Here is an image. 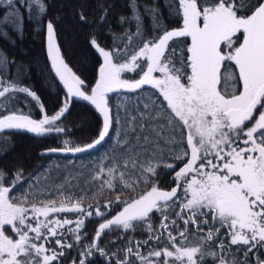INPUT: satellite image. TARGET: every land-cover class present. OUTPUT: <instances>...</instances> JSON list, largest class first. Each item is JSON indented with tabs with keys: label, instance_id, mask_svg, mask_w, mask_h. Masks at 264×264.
<instances>
[{
	"label": "snow or ice",
	"instance_id": "6c2138e0",
	"mask_svg": "<svg viewBox=\"0 0 264 264\" xmlns=\"http://www.w3.org/2000/svg\"><path fill=\"white\" fill-rule=\"evenodd\" d=\"M128 7L131 15L121 16L119 23L135 22L136 30L121 37L128 41L123 50H106L95 36L90 40L103 61L90 89L62 58L55 22H47L48 58L67 90L54 115L47 114L29 87L4 78L10 61L0 50V97L26 94L44 113L39 120L17 111L0 114V131L26 130L36 136L69 131L60 122L76 97L88 101L102 117L97 137L76 146L65 140L62 147L41 155L92 151L111 138L98 162L87 169L79 194L64 177L52 185L54 198L38 199L46 192L32 190L31 184L19 197L11 196L24 179L23 171L15 170L6 186L8 173L0 169V264H63L61 258L74 245L82 250L71 264L77 259L78 264H91L94 253L109 257L98 243L106 231L138 226L148 238L136 241L135 249L126 245L124 259H116L115 264H133L132 256L140 264H203L206 258L213 264H252L250 257L255 264H264L260 252L264 249V0H178V6L172 0L166 5L169 16L181 19L180 26L172 29L164 23L158 3L144 4V14L152 21L150 37L139 0H129ZM46 9L45 0H0V25L11 22L13 30L22 34L25 18L43 26L35 14L44 15ZM26 10L31 13L27 17ZM107 12L103 10L101 23ZM86 19L80 15L81 21ZM0 38L10 39L4 27ZM136 43L142 46L130 52ZM138 68L139 79L123 77ZM145 85L156 91L142 106L117 104L113 114L108 93L135 92ZM156 93L159 96L153 98ZM178 164L182 166L177 170ZM161 168L174 173L175 186L170 190L160 187ZM141 186L146 190L136 192ZM89 188L94 189L93 199L105 189L115 192V200L103 205L107 212L99 204L94 211L93 205L84 206ZM125 190L135 194L127 195ZM114 206L120 210L107 218ZM67 212L76 213V219L53 215ZM155 213L160 214L158 225L153 222ZM93 215L103 222L91 242L82 244L86 218ZM150 242L158 247L142 255L139 248ZM228 255L231 259L226 260Z\"/></svg>",
	"mask_w": 264,
	"mask_h": 264
},
{
	"label": "trees",
	"instance_id": "16d2710c",
	"mask_svg": "<svg viewBox=\"0 0 264 264\" xmlns=\"http://www.w3.org/2000/svg\"><path fill=\"white\" fill-rule=\"evenodd\" d=\"M170 2L172 0H139L146 37L152 35V21L147 14H144L143 5L158 3L164 23L170 29L181 22L178 16L170 18L169 9L166 7ZM45 3L47 4L46 14H35L39 16L43 26H40V23L35 19L29 22L25 18L22 34H20L13 30L11 22L6 26L0 25V27H4L9 32L10 36L8 40L0 38V50L6 54L10 61L4 78L9 81L16 80L21 87H29L39 97L40 103L44 105L47 114L54 115L62 106L63 100L65 101L64 96L67 95V90L59 78L56 77L51 67V61L48 58L47 22L49 20L55 22L56 39L62 58L73 72L85 81L89 89L96 81L99 66L103 62L102 57L90 44L91 38L95 36L98 43L106 50L116 47L117 51H121L125 48V44L128 43L127 39H121L123 34L126 31L135 32L136 29L135 22L125 23L124 25L119 23L121 16L129 17L131 15L128 7L129 0H45ZM104 9L108 10L107 18L101 23L100 16ZM29 14H31L30 11L26 10L25 17ZM81 14L86 16V21L80 20ZM2 17L3 11L0 10V19ZM114 37L116 40L115 44ZM12 40L15 41L14 44L11 43ZM139 46H141L139 43L133 44L129 51L131 52ZM144 64L145 66L142 65V67L146 69V63ZM141 72V69H137L135 72L130 73V80L136 79L135 77L142 74ZM156 75L159 74L157 73ZM155 91L149 85H145L141 90H136L135 92L121 89L118 92L108 93L110 109L115 114L117 104L135 106L139 103L142 106V102L147 98V95L155 93ZM158 96L159 93H156L153 98ZM160 99L162 100V97ZM11 111L29 115L30 118L36 120L42 118L44 114L40 111L39 105L31 97L23 93H10L7 99L0 97V114L6 115ZM101 121V116L91 107L88 101L72 98L69 111L60 122L69 131L60 134L51 132L44 139L26 130L6 129L0 131V169L8 173L5 185L9 186L11 184V174L17 169H22L24 177L16 184L10 195L19 197L23 192L29 190V185L31 184L33 186L32 190L39 191L44 189L46 192L45 195L38 196V199L48 200L54 198L55 189L52 185L63 182L64 177H68L71 190L79 194L89 175L87 169L92 168L98 162L99 156L108 147L111 138L106 140L100 148L84 153L72 155L50 153L41 155L39 150L48 145L62 147V142L65 140H68L72 146L89 142L98 135ZM105 163L107 164L108 162L105 161ZM179 166L180 164H178V168ZM45 169L49 171L45 172ZM160 173L159 182L161 188H168L175 183L171 176L172 173L167 172L163 168L160 169ZM141 190L146 189L141 186L136 189V192ZM92 191L94 189L89 188V191L84 193L87 196L84 206L87 207L91 204L94 211L95 206L99 204L101 210L107 212V210L103 209V205L109 200H115V192L105 189L102 194L97 193L95 199H93L91 196ZM125 191L127 195L135 194L128 190ZM180 195H183L182 191ZM118 210L120 208L114 206V211H111L107 218H111V215H115ZM174 211H179V208L174 209ZM68 214L70 215L69 219H76L74 218L76 213L68 212ZM152 218L154 224L158 225L160 214L155 213ZM175 218L173 214L171 219ZM100 222H103L101 217L93 215L91 218H86V226L82 231L87 233V235L84 236L82 244L91 242ZM178 225L182 228L183 222L178 221ZM71 227H75V225L73 224ZM224 231L222 229V233ZM173 234H176L175 230H173ZM147 238L148 233L140 226L136 230L106 231L98 243L109 253V257L104 259L98 253H94L90 258L91 264H115L116 259H124L122 249L126 245L135 249L136 241H142ZM67 239L69 242H73L70 236ZM130 240L131 243H129ZM52 243L54 245V241ZM151 247L158 246L150 242L149 245L140 247L139 251L142 255H147ZM81 250V245H74L71 250H66L68 255L61 258L63 264H71L73 258H78ZM215 250L217 252L220 251L219 249ZM111 253H116V256H111ZM129 259L132 260L133 264H140L135 256L129 257ZM152 259L158 260L155 257ZM203 264H213V261L211 258H206Z\"/></svg>",
	"mask_w": 264,
	"mask_h": 264
},
{
	"label": "flooded vegetation",
	"instance_id": "af4514ba",
	"mask_svg": "<svg viewBox=\"0 0 264 264\" xmlns=\"http://www.w3.org/2000/svg\"><path fill=\"white\" fill-rule=\"evenodd\" d=\"M157 74V73H156ZM156 74H154V75H156ZM140 75L141 74H139L138 76H136L135 78L136 79H138V78H140ZM258 115V114H257ZM250 126V125H249ZM51 133H47V134H45V135H42L41 136V138L42 139H44V138H47L49 135H50ZM70 146H72V145H70ZM49 147H53V145H48V146H46V147H44V148H49ZM42 149V148H41ZM177 168H178V166H177ZM173 174V173H172ZM171 174V176L173 177V175ZM54 215V214H53ZM55 215H58L59 217H63V218H69V214H68V212L67 213H59V214H55ZM74 218H76V215H74ZM225 240H227V237H225ZM235 247V246H234ZM260 252L262 253V254H264V249H261L260 250ZM255 264V262H254V260H252V264Z\"/></svg>",
	"mask_w": 264,
	"mask_h": 264
},
{
	"label": "rangeland",
	"instance_id": "374dc122",
	"mask_svg": "<svg viewBox=\"0 0 264 264\" xmlns=\"http://www.w3.org/2000/svg\"><path fill=\"white\" fill-rule=\"evenodd\" d=\"M181 23V22H180ZM180 23H179V25H177V26H174V27H172V28H176V27H179L180 26ZM172 28H170V29H172ZM189 43H190V41H189ZM142 46V45H141ZM120 62H123V60L122 61H120ZM144 63H146V61H142V65H144L145 66V64ZM139 69V68H138ZM130 73H132V72H126V73H123L122 75H123V77L125 78V79H130L129 77H130ZM93 85V84H92ZM91 85V86H92ZM90 86V87H91ZM66 97V95L64 96V98ZM63 103H64V100H63ZM95 138V137H94ZM93 138V139H94ZM92 139V140H93ZM91 141V140H90ZM87 143V142H86ZM86 143H84V144H86ZM7 186V185H6ZM209 219L211 220V218L209 217ZM234 247V246H233ZM238 256H241L242 254H237ZM225 259L227 260V259H231V256L230 255H228V256H225ZM250 259L251 260H254V258H252V257H250ZM254 264V263H253Z\"/></svg>",
	"mask_w": 264,
	"mask_h": 264
},
{
	"label": "water",
	"instance_id": "95a60500",
	"mask_svg": "<svg viewBox=\"0 0 264 264\" xmlns=\"http://www.w3.org/2000/svg\"><path fill=\"white\" fill-rule=\"evenodd\" d=\"M95 84V82L93 83V85ZM92 85V86H93ZM74 98H76V97H74ZM89 103V102H88ZM90 104V103H89ZM91 105V104H90ZM91 107H93L94 109H95V107L93 106V105H91ZM102 118V117H101ZM97 137V136H96ZM95 137V138H96ZM94 138V139H95ZM90 142H92V140L91 141H89L88 143H90ZM46 149H50V148H44V149H42L41 151H40V153H42V152H44ZM59 153V152H58ZM84 153V152H83ZM67 154H72V153H67ZM78 154V153H77ZM180 166H182V165H180ZM178 170V169H177ZM173 186H175V185H172L171 187H173ZM171 187H169V188H162L163 190H170L171 189Z\"/></svg>",
	"mask_w": 264,
	"mask_h": 264
}]
</instances>
